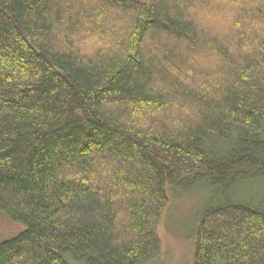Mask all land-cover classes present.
Wrapping results in <instances>:
<instances>
[{
	"label": "trees",
	"instance_id": "1",
	"mask_svg": "<svg viewBox=\"0 0 264 264\" xmlns=\"http://www.w3.org/2000/svg\"><path fill=\"white\" fill-rule=\"evenodd\" d=\"M202 189L189 264H264V0H0V264H162Z\"/></svg>",
	"mask_w": 264,
	"mask_h": 264
},
{
	"label": "rangeland",
	"instance_id": "2",
	"mask_svg": "<svg viewBox=\"0 0 264 264\" xmlns=\"http://www.w3.org/2000/svg\"><path fill=\"white\" fill-rule=\"evenodd\" d=\"M206 189L196 195L177 199L167 210L158 229L162 246V264H189L192 257V235L187 220L200 212L208 201ZM187 225V227L185 226ZM22 224H14L0 213V243L8 242L23 232Z\"/></svg>",
	"mask_w": 264,
	"mask_h": 264
}]
</instances>
